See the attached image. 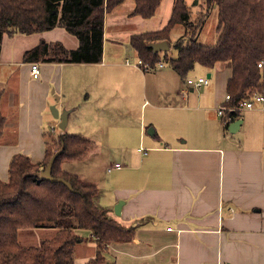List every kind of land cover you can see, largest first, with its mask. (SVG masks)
Listing matches in <instances>:
<instances>
[{
  "label": "crops",
  "instance_id": "obj_1",
  "mask_svg": "<svg viewBox=\"0 0 264 264\" xmlns=\"http://www.w3.org/2000/svg\"><path fill=\"white\" fill-rule=\"evenodd\" d=\"M118 7L105 10L99 63L35 62L40 73L34 77L35 63L24 60L27 50L41 42L75 50L78 38L61 27L4 34L0 111L6 123L0 138V180L9 179L10 161L17 154L44 160V134L57 126L51 124L55 118L50 111L57 92L64 110L70 111L60 134L93 141L82 159L66 161L62 168L97 185L96 206L135 228L132 241L108 246L105 255L112 264H264V101L238 111L234 119L232 113L219 115L220 106L227 104L229 63L195 65L192 71L200 68L198 79L208 83L194 95L188 79L183 85L163 61L138 64L132 33L119 32L108 45L106 20ZM172 8L173 0L170 15ZM133 51L137 60L130 58ZM68 66L80 71L74 74ZM75 86L81 95L71 97ZM236 121L241 122L232 133L230 125ZM52 232L55 236L58 231ZM76 233L83 241L75 247L74 263L86 264L96 254V239L89 230Z\"/></svg>",
  "mask_w": 264,
  "mask_h": 264
},
{
  "label": "trees",
  "instance_id": "obj_2",
  "mask_svg": "<svg viewBox=\"0 0 264 264\" xmlns=\"http://www.w3.org/2000/svg\"><path fill=\"white\" fill-rule=\"evenodd\" d=\"M125 0H0V51L4 34H34L64 28L76 36L79 47L67 49L60 42H41L24 53L26 62L99 63L104 50L105 10L112 11ZM188 0H173L170 18L160 30L133 34L130 44L138 58L151 66L168 61L175 72L185 79L199 64L213 68L229 63L232 76L227 83L229 105L249 99L264 87V0H198L218 8L219 34L215 44L197 41L203 18L193 20ZM131 17L151 19L163 0H133ZM182 25L184 33L175 41L177 56L171 58V33ZM167 41V52H154L152 43ZM1 98V95H0ZM234 112L232 118L237 117ZM6 119L0 111V138ZM53 131L44 134L45 158L34 162L25 154L12 157L8 181L0 180V264H75V247L83 239L76 230H89L96 239L95 256L86 264H112L105 253L112 243L130 242L135 228L126 227L95 204L99 188L84 183L76 174L62 168L66 161L82 159L92 148L93 141L80 135ZM63 147L56 159L52 175L71 184L40 178L51 157ZM21 229H55L53 238L38 246L20 243Z\"/></svg>",
  "mask_w": 264,
  "mask_h": 264
},
{
  "label": "rangeland",
  "instance_id": "obj_3",
  "mask_svg": "<svg viewBox=\"0 0 264 264\" xmlns=\"http://www.w3.org/2000/svg\"><path fill=\"white\" fill-rule=\"evenodd\" d=\"M188 4H192L193 0H188ZM192 2V3H191ZM172 0H163L161 6L158 8L156 14L154 17L151 19H133V17L130 16L134 2L133 0H125L123 4H121L120 7H118L114 12H112L110 15H108V18L106 20V32H107V44L111 45V41L113 39H116L117 35L120 34L119 32H128V33H141V32H146L150 30H159L161 29L167 21V18L169 17L170 13V8H171ZM191 10H192V17L193 20L198 21V19L203 18V23L199 29V33L197 36V41L199 43L205 44V45H211L215 44L218 40L219 34L216 30L217 24H218V8L217 6L213 5L209 7L206 3L201 2L195 6L191 5ZM184 27L182 25H175L172 29L171 33V40H172V46L169 51V56L171 58L177 56V50L174 48L175 41L183 34L184 32ZM135 51L130 53L131 57L133 59H136L138 57H134ZM139 59V58H138ZM137 60V59H136ZM45 64V63H42ZM163 64L165 67L170 68L171 65L168 61H163ZM77 66H68L69 70L73 71L74 74H76V71H80V69L76 70ZM201 67V66H200ZM200 68H195L194 71L190 72L187 77L184 79V81L180 78V81L183 85H185V81L187 79H193L195 81L198 80L199 70ZM64 75V73H63ZM57 76L54 77V80H57ZM206 78V77H205ZM62 83L64 86V80L62 79ZM202 87V86H201ZM199 88H195V92L192 93L194 95H198L201 90ZM79 86H75L74 90H71V97L72 96H80L81 92L79 93ZM58 98H61V95L57 92L54 93V103L53 105H56L57 108L60 107V111L64 110V98L62 101H58ZM52 106V105H51ZM50 106V107H51ZM51 111V110H50ZM54 120V119H53ZM55 123H51L52 126H56L53 129V138L59 136L61 130L59 128V120H54ZM70 134V133H69ZM8 178L5 180L7 181ZM53 230L55 229H47V230H35V229H21L19 231V238H20V243L23 246H38L40 242V239H48L51 238L50 236H54ZM29 231H34V233L37 234V236L34 235L33 237H30ZM30 239V240H29Z\"/></svg>",
  "mask_w": 264,
  "mask_h": 264
},
{
  "label": "water",
  "instance_id": "obj_4",
  "mask_svg": "<svg viewBox=\"0 0 264 264\" xmlns=\"http://www.w3.org/2000/svg\"><path fill=\"white\" fill-rule=\"evenodd\" d=\"M194 5H197L198 4V0H195ZM150 47L153 48L154 52H167L169 50V44L167 41H161V42H157V43H152L150 45ZM207 77H210V75H208ZM50 110H51V113L53 115V117L56 119V120H59V128L64 131L66 129V126H67V122H68V116H69V113L70 111L68 110H62L60 111L56 105H52L50 107ZM240 122L241 121H236L234 123H232L230 125V132L234 133L236 132V130L239 128V125H240ZM63 152V147L58 150L50 159L49 163L47 164V166L43 169V171L41 172V175H40V178L42 180H45V181H50V182H54V183H62L64 185H66L67 187H69L71 189V184L62 179V178H57V177H54L52 175V169H53V166H54V163L56 161V159L58 158V156ZM120 207H121V204H119L116 208H117V211L116 213L119 215L120 213L118 212V210H120Z\"/></svg>",
  "mask_w": 264,
  "mask_h": 264
},
{
  "label": "built area",
  "instance_id": "obj_5",
  "mask_svg": "<svg viewBox=\"0 0 264 264\" xmlns=\"http://www.w3.org/2000/svg\"><path fill=\"white\" fill-rule=\"evenodd\" d=\"M138 64L143 65L142 61L139 60ZM162 66V65H161ZM145 68H149L147 65H144ZM258 67L260 68H264V63L260 62L258 64ZM40 73V69H39V65L38 64H33L32 65V70H31V74L34 77H37ZM188 85L194 88H199L201 86H203L204 84L208 83L207 79L201 78L198 79L197 81L193 80V79H188ZM231 100V97L229 94L226 95L225 97V103H227L226 105H221L218 113L219 115H226L227 113H234V112H238V111H242L244 109H251L254 107L255 103H261L264 101V95L262 92H256L254 94H252L250 96L249 99H246L240 103H238L237 105H229V101ZM140 151H145V149L142 147L139 149ZM114 167L116 168H120L119 164H116Z\"/></svg>",
  "mask_w": 264,
  "mask_h": 264
}]
</instances>
